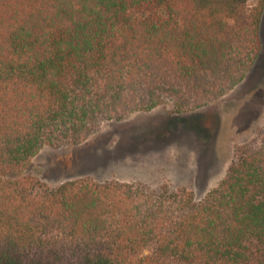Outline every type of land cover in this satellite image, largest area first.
I'll use <instances>...</instances> for the list:
<instances>
[{
  "label": "trees",
  "instance_id": "obj_1",
  "mask_svg": "<svg viewBox=\"0 0 264 264\" xmlns=\"http://www.w3.org/2000/svg\"><path fill=\"white\" fill-rule=\"evenodd\" d=\"M264 0H0V173L165 101H218L262 50ZM0 264H264V125L192 190L0 177Z\"/></svg>",
  "mask_w": 264,
  "mask_h": 264
},
{
  "label": "rangeland",
  "instance_id": "obj_2",
  "mask_svg": "<svg viewBox=\"0 0 264 264\" xmlns=\"http://www.w3.org/2000/svg\"><path fill=\"white\" fill-rule=\"evenodd\" d=\"M262 50L245 79L213 104L179 114L171 101L149 111L105 121L79 145L46 146L28 167L1 178L32 175L55 187L90 177L187 188L202 199L224 178L237 145L264 125V14Z\"/></svg>",
  "mask_w": 264,
  "mask_h": 264
}]
</instances>
